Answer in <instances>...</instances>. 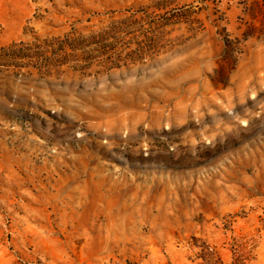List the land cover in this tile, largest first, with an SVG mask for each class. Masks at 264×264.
<instances>
[{
  "label": "rangeland",
  "instance_id": "374dc122",
  "mask_svg": "<svg viewBox=\"0 0 264 264\" xmlns=\"http://www.w3.org/2000/svg\"><path fill=\"white\" fill-rule=\"evenodd\" d=\"M236 255L264 264V0H0V264Z\"/></svg>",
  "mask_w": 264,
  "mask_h": 264
},
{
  "label": "trees",
  "instance_id": "16d2710c",
  "mask_svg": "<svg viewBox=\"0 0 264 264\" xmlns=\"http://www.w3.org/2000/svg\"><path fill=\"white\" fill-rule=\"evenodd\" d=\"M107 32H101L98 34H92L89 38L92 41H97L106 38ZM46 48V55L44 59L46 63L51 64L54 60L58 62L59 65L69 62L71 57H74L78 46L84 43V38L76 36L75 34H67L62 38L50 39L43 42ZM40 48V47H39ZM56 58V59H55ZM117 67L116 63L112 64V68ZM237 258L232 264H246V256L236 255ZM216 264H223L220 257H217Z\"/></svg>",
  "mask_w": 264,
  "mask_h": 264
}]
</instances>
